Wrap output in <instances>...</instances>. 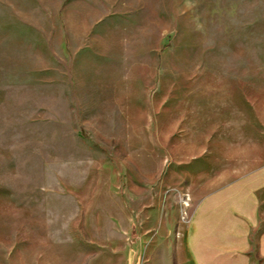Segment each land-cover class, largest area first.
Masks as SVG:
<instances>
[{
	"label": "rangeland",
	"instance_id": "rangeland-1",
	"mask_svg": "<svg viewBox=\"0 0 264 264\" xmlns=\"http://www.w3.org/2000/svg\"><path fill=\"white\" fill-rule=\"evenodd\" d=\"M207 156L264 164V0H0V264H177Z\"/></svg>",
	"mask_w": 264,
	"mask_h": 264
},
{
	"label": "crops",
	"instance_id": "crops-1",
	"mask_svg": "<svg viewBox=\"0 0 264 264\" xmlns=\"http://www.w3.org/2000/svg\"><path fill=\"white\" fill-rule=\"evenodd\" d=\"M215 163L204 157V199L183 231L177 264H264V164L231 179Z\"/></svg>",
	"mask_w": 264,
	"mask_h": 264
}]
</instances>
